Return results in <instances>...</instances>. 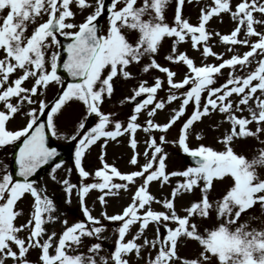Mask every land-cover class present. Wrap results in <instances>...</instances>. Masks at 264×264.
Returning <instances> with one entry per match:
<instances>
[{"label":"snow or ice","instance_id":"1","mask_svg":"<svg viewBox=\"0 0 264 264\" xmlns=\"http://www.w3.org/2000/svg\"><path fill=\"white\" fill-rule=\"evenodd\" d=\"M186 4L193 0H0V149H16L11 171L0 163V264H264V0H209L196 24L184 16ZM225 15L234 27L221 34L210 25ZM213 40L225 53L213 51ZM185 44L199 53V64L181 50ZM174 67L184 69L178 80ZM133 81L118 102L132 105L130 114L121 119L105 110L119 84ZM77 104L82 110L65 127ZM166 108L169 118L156 122ZM213 114L222 117L207 129L219 133L216 146L201 142L198 127ZM18 117L23 124L9 128ZM177 125V136L167 139ZM138 131L148 136L143 152ZM49 136L75 144L78 183L70 182L73 168L57 179L63 161L49 172L65 205L78 198L82 219L71 224L48 189L31 179L58 157ZM125 137L136 170L122 173L106 162V149ZM93 146L100 167L90 173L84 161ZM167 146L190 164L170 170ZM153 182L169 193L151 194ZM130 187V202L107 214V198ZM93 191L98 217L86 203ZM185 197L194 198L178 209ZM102 221L117 225L107 248ZM56 223L61 230L49 232L46 225ZM189 245L192 254L181 256Z\"/></svg>","mask_w":264,"mask_h":264},{"label":"rangeland","instance_id":"2","mask_svg":"<svg viewBox=\"0 0 264 264\" xmlns=\"http://www.w3.org/2000/svg\"><path fill=\"white\" fill-rule=\"evenodd\" d=\"M233 4L237 2V0H232ZM209 3V0H201L200 4L196 3V0H193L192 5H185L183 8V14L186 18L189 19L190 23L196 24L198 21V15H199V7L204 6L205 4ZM79 19V17H77ZM211 28L219 31L221 34H227L230 32V30L234 27V23L230 20V18L225 15L223 17V22H217L215 19L211 21ZM211 43L214 45L213 46V51L216 53H225V47L223 45H220L216 42V40L211 41ZM167 47V45L165 46ZM181 50H187V54L189 55L190 58H193L194 61L199 64L200 63V55L198 52H194L191 50L188 44H185L181 46ZM244 48H240L239 51L243 52ZM158 62L161 63L163 66H168L166 62L162 60V58L158 57L157 58ZM206 63H216L215 60L209 58ZM173 71H177L179 75L176 77V79H180L181 76L183 75L184 69L180 67H174L172 68ZM225 71V70H222ZM226 71H225V76L219 77L217 79V85L223 82V80L226 77ZM143 78L149 79V75L147 74H142ZM152 76L155 75H160L158 73H151ZM135 83L133 82H128L124 83L121 82L118 86V90L116 94L113 96V101L114 103H109L106 105L105 110L107 109H113L119 112L120 118L123 119L126 115L130 114L131 107L127 104H125L123 107H118V102L119 100L124 96L129 94V89L132 87V84ZM55 94L54 90H49L48 92V98L51 99L52 96ZM159 96L163 97L166 96V92H161L159 93ZM171 107H176V103H173ZM82 110V107L77 105L73 106V109L70 110V115L68 120L65 121L64 126L68 127L70 125L71 119H75L80 111ZM144 116L139 117V122H142L144 120ZM167 118H169V109L166 108L164 111H158L155 121L156 122H166ZM222 119V117L219 114H213L210 119H204L203 124L199 125V129L203 130V134L205 135V139L201 141L202 143L205 144H212L213 146H216L213 141V136L218 135L219 133L217 132H210L207 129L209 127H214L217 122H219ZM23 124V120L21 118H16L13 120L8 126L9 128H19ZM179 125L176 127H173L169 133L167 134V139L172 140L177 136V129ZM228 125L225 124L223 127L220 129L222 132L225 128H227ZM157 136L159 134H156ZM148 136L143 133L138 131L136 134V139L138 141V148L137 150L139 152H143L145 145V141L147 140ZM54 140L58 143H64V144H74V142H69L67 140ZM197 142L193 139L191 141V144L195 146ZM98 147L93 146L91 151L86 155V159L84 161L85 168L86 170L91 172H94L96 169L100 167L99 161H98ZM165 151L169 153V159H168V168L170 170H182L189 164L186 163L184 155L180 154L177 148L167 146L165 148ZM131 156V150L127 147L126 143V137L125 138H120L119 144L110 142L109 145L107 146L106 149V162L117 167L119 171L122 173L130 172L133 170H136L133 166H130L128 161ZM72 159L66 160L63 162L62 168L57 170L56 176L57 179H62L68 173L66 170L68 168H73V171L71 175L69 176L70 182L73 183H78V177L75 173L74 167L72 165ZM139 162L143 164L144 158L141 156L139 158ZM0 163L7 164L9 166V171H10V165H11V146L6 147L5 149H0ZM51 171V168L46 172L44 176H42L40 179L35 180L38 185L45 186L48 189V194L52 197H54L55 203L57 205L58 213L62 212L64 214V218H66L69 222V224L76 222L78 220L82 219V213L79 211V204H78V198L76 197L75 194L72 196L71 204L70 205H65L63 203V193L61 191V188L59 185L54 183L49 179V172ZM119 182V181H115ZM139 183V181L137 182ZM175 183V180L173 179V184ZM150 192L157 198H162L163 196L167 195L169 193V188L165 186L163 189L160 188V186L156 183L153 182L150 185ZM134 191L133 188L130 187V190L125 193L123 190H121L120 194L118 197H108L107 198V207L106 211L107 214L112 215V214H117L121 211L122 207L126 206L127 203L130 202V197L132 195V192ZM98 193L93 191L91 192L87 197H86V203L87 206L91 209V214L93 216H97L99 212L102 210L101 207L99 206L98 201L96 200ZM194 197H185L183 200H178L177 201V208L182 204H187L189 199H193ZM30 201L25 200V202L20 205V207L24 210L25 216L28 214V206H29ZM152 207L154 209H158V206L153 204ZM21 220H18L17 223H20ZM103 224L107 227V231L103 234L107 239L104 241V247L107 248L111 246L112 240H113V228L116 227L117 225L114 223H109L106 221H102ZM46 228L50 231L55 230L59 232L61 230V225L59 223H56L54 225H46ZM147 235L151 238L153 235L152 228L150 227L147 230ZM194 245H189L187 248H182L180 250V255L181 256H190L192 254V251L194 249ZM37 256V253L33 251L31 253L30 259L35 260ZM10 264V262H9Z\"/></svg>","mask_w":264,"mask_h":264},{"label":"water","instance_id":"3","mask_svg":"<svg viewBox=\"0 0 264 264\" xmlns=\"http://www.w3.org/2000/svg\"><path fill=\"white\" fill-rule=\"evenodd\" d=\"M64 42H65V41H63L62 43H64ZM15 150H16V149H15ZM15 150H14V151H15ZM57 152H58V157L55 158L54 161H50L48 165H44L41 169H39V170L37 171V173L34 174V177H35V176H38V175H40V174H42V173L44 172V170H46V169H47V168H48L53 162L60 161V160H62L63 158H66V157L69 156V155H64V149H63L62 147H58ZM65 154H67V153H65Z\"/></svg>","mask_w":264,"mask_h":264}]
</instances>
